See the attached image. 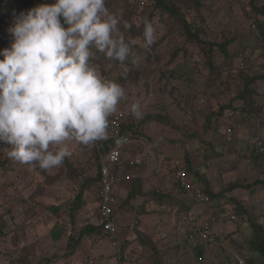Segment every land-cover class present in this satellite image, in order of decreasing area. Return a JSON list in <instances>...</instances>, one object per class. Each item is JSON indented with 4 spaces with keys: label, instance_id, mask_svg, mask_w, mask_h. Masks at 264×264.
Here are the masks:
<instances>
[{
    "label": "rangeland",
    "instance_id": "obj_1",
    "mask_svg": "<svg viewBox=\"0 0 264 264\" xmlns=\"http://www.w3.org/2000/svg\"><path fill=\"white\" fill-rule=\"evenodd\" d=\"M11 2L16 5L19 4L20 11L26 12L28 9L44 3L45 0H21V2L11 0ZM123 2V0H112V2L105 0V6L110 13L116 14L122 19L126 6ZM201 2L202 12L209 28V39L221 42L225 38H229L230 52L234 56L238 54L233 59V63L235 66H241L242 53L247 54L250 52V55L252 54L251 48L248 50L245 45L247 40L250 41V44L255 42L252 38L253 30L250 21L254 19L256 11L251 0H201ZM254 2L257 6L264 4V0H254ZM138 13L140 12L138 11ZM145 17V15L138 16L134 19L135 23L140 24L139 21L144 20ZM258 18L264 21V15L260 14ZM194 20L199 21L195 15ZM13 23L14 16L6 12H0V51L10 47L12 36L8 29ZM152 24L155 28V39L151 46L154 48L153 53L161 56V58L157 59L155 56L148 58L149 54L145 51L144 40L137 35L135 42L136 45L140 44V46L137 48V45L134 48L126 62L115 63L114 60L108 59L105 53L99 54L93 47L90 63L105 80L116 81L124 87L126 99H122L118 103L117 110L131 111V105L139 103L140 115L136 116L139 121L144 118L147 120L151 114L162 112L164 115L166 114V116L175 119L181 126L176 129L174 125L172 127L164 126L158 122H145L147 127L146 137H149L148 139L155 141V143L152 145L147 144L148 140L144 136L143 139L138 140L139 145L140 142L145 144L143 147L138 146L137 149H131L137 141L135 138H133L134 141L125 145V149L127 148L130 154L134 151L136 153L134 156H137L138 159L143 161L142 158H146V164L152 168L153 166L157 167L159 172L156 175L150 174L153 177L152 180H157V178L163 176L162 172L165 171L166 173L168 170V166L165 164L167 158L168 161L175 159L185 162L184 154H188L190 163L196 165L199 163L197 161L205 162L203 156L208 157L213 147L216 148L217 152H221L222 142L219 133L212 128L207 130L203 128L206 122L205 116L220 105H228L229 103L237 105L238 103L231 97L235 93V89L241 88L243 83L242 80L234 76L227 78L230 87L235 88L233 92L232 90H225L220 93L215 90V87H206L210 68L205 62L206 58L202 50L193 45L190 52L184 53V49L181 47L186 44V36L182 34L181 30L167 34V27L158 18H155ZM177 49H180L179 52H177ZM175 53L177 55H174ZM257 55H260L259 51L254 53L252 58ZM2 58L0 56V59ZM214 61L216 67L214 74L219 79L222 77L221 74L225 75L226 72L229 74L228 63H224L222 53L216 55ZM263 61L264 56H259L256 67L250 69V73L258 72L254 70L260 71ZM178 75H184L185 78H180ZM219 79L216 82H219ZM258 84L257 92L259 94L257 97L264 108V80H260ZM205 88H207L206 91ZM190 94H195L197 97L191 107L184 108L182 104L187 102L185 101L187 100L186 96ZM227 113L232 114V111L228 109ZM238 120H241L238 113L233 115L230 120L223 117L219 132L225 131L228 121ZM255 124L260 127V131L264 136V110L256 115ZM255 124L250 123V128L253 129ZM247 127L242 128V131H245ZM227 133L229 132L227 131ZM209 143L210 146H208ZM67 144L70 155L65 157L61 165L49 169H41L36 163H20L13 160L7 155L10 146L0 145V226L3 228V233H0V264H45L47 262V264H64V261L68 259L67 257H61L65 253L67 242H54L51 234L59 229L62 231L66 224L65 220L72 221L73 219V216L70 217V213H68V208L72 207L76 195V190L73 187V182H75L77 176L76 172L79 173V170L87 166V179L90 176L97 175L98 169L95 166L97 160H95L93 142L85 145L73 139L68 141ZM237 145L239 148L242 147V143ZM186 150H190L193 154L190 155ZM145 152L147 153L145 154ZM163 155L167 156L166 159ZM235 156L237 155L231 154L211 159L208 169L210 179L214 184H217L215 182L219 180L216 179V176H219L224 184L234 181L251 185L256 184L250 190L246 188L238 189L237 194L241 196L239 197L240 200L246 202L245 205L248 206L251 218L264 226V161L260 159L256 163L251 156L250 162L249 159L244 157L239 161L234 158ZM213 172L215 175H213ZM165 175L167 176V174ZM82 180L80 179V181ZM90 180L91 178L87 180L86 189L93 191L97 200V182L91 183ZM169 180L168 177H164L160 179L159 184L165 185L169 183ZM257 181L260 183H256ZM221 187L217 190H220ZM118 200V205L121 204L118 206L120 224L116 229V233H122L118 237L120 243L117 244L116 239L112 240L110 236L106 235L99 240L98 247L96 246L92 250L94 255L100 256L103 254L102 262L104 264H115L116 261L114 262L113 256L109 254L115 253L116 255L118 246L123 248L124 257L127 258L128 264H154V260L158 258L154 249H151L152 247L160 252L158 255L160 264L161 262L166 264L164 263L167 260L166 255L173 257L170 261L171 264H176V262L178 264H222L224 261L229 264H237L236 259L240 256L243 258L249 257L253 260L252 264L261 262V256L256 252L252 242H249L253 239L254 231L247 217L242 219L241 223L238 218L230 220L229 216L223 217V219L228 218V220L223 221L221 219L218 223L220 240H217L215 244L208 242L205 261L198 263L182 237L184 228L182 232L176 231V224L184 227L185 219H182L180 223L177 221V213L171 209V202L174 203V201H164L165 204L161 203L162 206H159L160 209L157 210L151 204V200L148 201V204L147 202L145 204L141 203V206L139 205L140 202L137 205L130 204L129 207L132 206L133 209L125 213L119 209H126V204H124L121 197ZM122 202L124 205H122ZM202 206L195 204L193 209L195 212L201 213ZM227 206L228 210L225 206L223 211L221 210L222 207L206 205V215L203 218L210 217L211 213L217 214L219 212H224V215L227 216L233 212L231 205ZM87 209L90 211L89 206H87ZM137 209L139 214L145 210L151 211V213H145L150 216L149 220H151L146 223L148 224V227H146L149 232L146 233L149 234L148 237L138 236L139 231H135V228L132 231L129 228L139 217ZM161 210L172 217L168 220L162 219L163 223H166L165 230L159 234L154 233V231L159 228L162 220L152 219L151 215L162 214ZM121 222H124L122 226ZM54 223L58 225L54 227ZM236 225L237 230L239 228L238 231ZM56 238L54 237V239ZM143 238L145 243L142 241ZM144 244L146 246H143ZM90 254L91 243H83L75 252V258L71 263L69 261L65 262H69L68 264H88L86 258ZM178 256L181 260L178 259Z\"/></svg>",
    "mask_w": 264,
    "mask_h": 264
},
{
    "label": "clouds",
    "instance_id": "obj_2",
    "mask_svg": "<svg viewBox=\"0 0 264 264\" xmlns=\"http://www.w3.org/2000/svg\"><path fill=\"white\" fill-rule=\"evenodd\" d=\"M120 23L105 0H53L14 16L10 47L0 51V143L10 146L9 158L49 169L70 155L68 141L87 145L106 136L126 91L90 58L94 47L127 60L135 41L120 34ZM143 39L145 47L154 42L151 21H144ZM131 112L140 115L139 103Z\"/></svg>",
    "mask_w": 264,
    "mask_h": 264
},
{
    "label": "trees",
    "instance_id": "obj_3",
    "mask_svg": "<svg viewBox=\"0 0 264 264\" xmlns=\"http://www.w3.org/2000/svg\"><path fill=\"white\" fill-rule=\"evenodd\" d=\"M18 2H21V0H15ZM125 6V13L122 17L121 23H120V34L122 36H125L126 39H132L135 41V37L139 35L142 40L143 39V29H144V21L148 20L153 22L155 18H158L159 21L164 24V26L167 27V34H171L174 31L181 30L182 34L186 36V44H184L181 48L184 49V53H188L191 50V47L193 45L198 46L202 53L205 56V62L210 68L209 77L206 81L205 86L209 87H215V90L219 91L220 93H223V91L227 90L230 91L233 88L230 87V84L227 80L228 77H236L239 80H242V86L241 88L235 89V93H233V96L231 99L235 100L238 104H228V105H220L217 109L211 110L210 113H208L205 116L206 122L203 125V128L207 130L208 128L214 129L217 133H219L220 141L222 142V150L221 152H217L216 148L213 147L212 151L207 156H203V163L200 165H194L190 163L188 159V154H184L185 159V168L189 172V174L192 176L191 184L193 189H200L207 197H209V200L211 201V207H222L221 210L224 211V207L227 205H231V209L235 213V216L240 220V223L243 221L242 219H245L247 217L250 221V226L252 227L254 231L253 239L249 242H252V245L255 247V250L259 255L261 256V262L259 264H264V226L261 223L256 222L251 218L248 212V206H246V202H243V200H240L237 193V190L240 188H246V189H252L254 185H251L249 183L244 182H229L228 184H223L222 180H220V185L217 187V184H214L209 179L208 175L204 170H208L210 167V160L213 158H219L224 157L225 155H231L236 154L234 158L237 160L241 158L249 159L250 162V156L253 158V161L259 162L260 159L264 161V152H258L255 147H253L250 144V138L252 136H261L264 137L260 131V127H258L256 122V115H259L263 110L262 103L259 102V99L257 95L259 94L257 85L259 86L260 80H264V61L262 63V69L254 70L258 72L250 73V69H254L257 64V59L259 56H264V21L261 20V18H258L260 14L264 15V4L262 6H257V4L254 2V0H251V3L254 7V10L256 11L254 19H251L250 26L253 30L252 38H254L253 43L250 44V41L247 40L246 46L248 47V50L252 51V54H245L242 53V59H243V66H235L233 63V59L236 57L230 52L229 49V43L230 39H224L221 42L211 41L209 39V28L207 24V20L205 18V15L202 12V2L201 0H123ZM47 3H52L53 0H45ZM44 2V3H45ZM112 2V0H110ZM19 4H14L11 2V0H0V12H6L11 16H15L16 14H19L21 11V7H18ZM27 6V5H26ZM138 11L140 13H138ZM145 15V19L142 21H139L140 24H136L135 20L138 16ZM194 15L198 17L199 21L194 20ZM63 22V20H62ZM125 25H128L129 27H125ZM249 26V27H250ZM165 37V36H164ZM161 41V40H160ZM159 41V42H160ZM157 42V44H159ZM263 46L261 49L260 46ZM138 45V47H137ZM135 44L132 46L131 53L134 51V48H139L140 44ZM151 47V48H150ZM177 49V52H179ZM146 53L148 52V58H153L154 56L159 59L161 56L155 55L153 53L154 48L152 46L146 47ZM259 51V56L252 58V55ZM99 54H104L103 52L97 51ZM176 52V53H177ZM174 55H177V54ZM219 53H222L224 55V63H228V71L224 74H221L222 77L219 79L216 74H214L215 67V61L214 58ZM115 63H121L119 61L114 60ZM126 62V61H124ZM237 67V69H235ZM180 78H185L184 75H178ZM219 79V82H216ZM236 85V84H235ZM234 85V86H235ZM207 88L204 90L206 91ZM197 96L195 94H190L186 96L185 101L183 102L182 106L186 108L187 106H192L194 100ZM264 102V100H263ZM231 110L232 114H228L227 110ZM239 114L241 117V120L238 121H228V126H231L235 128L236 130L239 129V125H243V127H247L250 125V123H254L255 126L253 129L250 130L249 133L241 134V136H236L235 139L229 140L226 136V133L223 131H220V126H222V118L226 117L228 120H230L233 115ZM114 114V112L108 117L111 118V116ZM158 122L161 123L164 126H172L176 129L181 126L179 123L171 118L170 116L164 115L162 112L154 113L147 118V120L140 119V121L136 118L135 115L132 114L131 111H128V114L124 117L122 122V128L120 130L119 135H125V134H131L132 137L136 138L137 140L143 139L144 136L146 137V130L147 127L145 125V122ZM174 125V126H173ZM185 133V131H184ZM149 138V137H148ZM147 137L146 139L147 144L152 145L155 143V141L149 140ZM118 139V136L114 134V132L111 130L110 125L108 123V127L106 129V136L102 139L96 140L94 143V155L95 160H97L95 166L98 169V174L95 176H90L86 179V167L76 172L77 176L75 177L76 180L74 183H77V190L76 195L74 197V203L71 205V212L70 217L73 216L72 221L70 222V229L68 233V239L65 246V253L61 255V257H70L75 254L76 251H78L79 246L83 245L84 240L87 239V236H90L91 234H104L107 235L106 232L103 231V226L101 225H94V224H88L84 225V223L80 222L79 217L76 214V210L84 205V199L83 195L88 185V179L91 178L90 182L94 183L97 182L98 188L97 191L100 189L101 184V174H100V166L102 160L107 155L109 149L111 146H113L114 143H116ZM242 143V147H238V143ZM2 143H0L1 145ZM4 146V144H2ZM211 144L209 143L208 146ZM190 155L193 153L190 152V150H186V152ZM218 155V156H217ZM247 155V156H246ZM164 159H166V155H163ZM217 156V157H215ZM128 155L124 152V159H127ZM206 158V160H205ZM168 159V158H167ZM166 159V160H167ZM240 161V160H239ZM252 161V162H253ZM147 160L146 158L141 162V165L145 166ZM139 166L140 170H142V166ZM203 166L204 168L200 167ZM159 172V170H158ZM171 174V175H170ZM169 175L173 179L172 187L170 190H163L161 187H155L149 192L146 193V195L152 194L154 197L159 198L161 201H164L165 198L170 197L172 192L175 191L177 194V197H181L179 201H177L176 204L173 205L172 210H175L179 215H177L178 219L180 217L182 219L189 218L192 215L193 207L196 204L194 197H190V194L188 193V190L183 188L180 184V181L176 178L175 172L170 170ZM194 176V177H193ZM80 179H83L80 181ZM86 179V180H85ZM84 182V183H82ZM142 182L143 178L137 177L134 180L131 181H124L122 182L123 185L131 187V191L128 195V197L124 200V204L130 203L131 200L135 199L138 195H141L142 193ZM87 183V184H86ZM256 183H260L257 181ZM225 186L224 188H222ZM75 188V186L73 185ZM219 187H221L220 190H217ZM34 205V204H33ZM144 206V205H143ZM211 212L210 210H208ZM117 212V209H116ZM217 215V214H216ZM251 219V220H250ZM228 220V219H226ZM242 220V221H241ZM225 221V219L223 220ZM223 223V222H222ZM177 226V225H176ZM237 230V225L235 226ZM184 228V229H183ZM183 229V232H182ZM239 230V228H238ZM237 230V231H238ZM139 231V230H138ZM176 231L182 232V237L184 241L187 243V248L193 252V257L198 263H201L205 261V257L207 254L208 244L212 243L215 244L217 240H220V236L217 234H214L213 241L211 242H200L198 244H194L190 239V225L185 223L184 227L176 228ZM235 231V230H234ZM0 233H3V228L0 226ZM138 236H140V233L138 232ZM142 239V238H141ZM143 243H145V240L143 238ZM154 244V242H152ZM181 245V244H180ZM143 246H146L145 244ZM149 247V246H147ZM119 253L122 257V261L120 260L119 264H123V260H125L124 257V251L122 250V247H119ZM150 248V247H149ZM151 249H154V252L157 255V260L160 264L159 260V251L156 250L154 247ZM180 252V251H179ZM93 256L92 254L88 255L86 258V262L88 263V257ZM161 256V254H160ZM180 256V255H179ZM178 256V259L180 260V257ZM167 260L164 261V263L169 264L173 257L166 255ZM241 257V256H240ZM243 258V257H242ZM100 261L102 260V257L97 258ZM245 259V263H240L238 258L236 259L237 264H252V259L243 258ZM49 260V259H46ZM155 262V263H156ZM45 263V262H44ZM48 263V262H47ZM45 263V264H47ZM89 264V263H88ZM163 264V262H161ZM171 264V263H170ZM173 264V263H172ZM176 264H178L176 262ZM222 264H229L227 262H223ZM231 264V263H230Z\"/></svg>",
    "mask_w": 264,
    "mask_h": 264
},
{
    "label": "built area",
    "instance_id": "obj_4",
    "mask_svg": "<svg viewBox=\"0 0 264 264\" xmlns=\"http://www.w3.org/2000/svg\"><path fill=\"white\" fill-rule=\"evenodd\" d=\"M66 26L67 25H65V27ZM262 45L260 46L261 49H263ZM240 65H244L243 61ZM127 114L128 111L116 110L111 118L108 119L110 128L114 134L118 136V139L116 140L117 142L111 146L100 166L101 184L97 193L99 218L98 221L95 222V225L103 226V231L113 240L116 239L117 229V194L115 188L121 182L136 179L139 177L141 171L139 166L142 161L138 159V157H127V159H124V152L128 154V149H125V145L134 141V137H132L131 134L119 135L123 119ZM228 125L229 124H226L225 131L223 132L226 133L229 140L236 138V136H241V134H245L243 132L244 130L242 131V128H244L242 124L241 126L239 125L238 130ZM227 131L229 133H227ZM250 144L255 147L258 152H264V137L252 136L250 138ZM165 164L168 166V170L175 172L176 178L180 181L181 186L188 190L190 197H194L197 206L211 204L209 197L200 189H193L191 184L193 178L185 168L184 161L175 159L170 161L165 160ZM74 186L75 189H77V186ZM226 207L228 210V206ZM70 210L71 207L68 208V211ZM204 210L205 208H202L201 213H197L193 210L190 219L184 218L185 223L190 225V239L194 244L213 241L214 234L219 235L220 232L218 223H220L223 217H226L224 212H219L217 215L211 213L209 215L210 217L203 218L204 215H206ZM76 214L84 225L94 223L92 222V214L86 206L78 208ZM228 216L230 219H236L235 213L233 212L228 214ZM238 260L240 263H245V259L242 257H238ZM88 263L103 264V262L98 260L95 256H89Z\"/></svg>",
    "mask_w": 264,
    "mask_h": 264
},
{
    "label": "crops",
    "instance_id": "obj_5",
    "mask_svg": "<svg viewBox=\"0 0 264 264\" xmlns=\"http://www.w3.org/2000/svg\"><path fill=\"white\" fill-rule=\"evenodd\" d=\"M249 54V53H248ZM250 130H251V128H250V126H248L247 128H246V130L244 131L245 133H249L250 132ZM138 146H144V144H141V142H140V145L139 144H134L132 147H131V149L132 150H134V149H137L138 148ZM142 149V148H141ZM139 150V149H138ZM147 152H145V154H146ZM128 155H136V153H134V151L130 154V152L128 151ZM170 158V157H169ZM143 160H144V158H142ZM197 162H199V163H197L196 165H200L202 162H200V161H197ZM147 163V162H146ZM142 166V170L140 171V177L141 178H143V182H142V193H141V195H138L135 199H133V200H131L130 201V203H128L127 202V204H126V209L125 208H122V209H119V210H123L125 213H127V211H129V210H132L133 208H132V206L131 207H129V205L130 204H135V205H137V203H139L140 202V206H141V203H146L147 202V204H148V201L149 200H151V204L153 205V207L155 208V210H157V209H160V207L159 206H162L161 205V203L164 205L165 203H163L164 201H166V200H168V201H174V203H172L171 202V204H172V207H173V205L174 204H176L177 203V201H179L180 199H181V197H177V194H176V192L175 191H171L172 192V194H171V196L170 197H167V198H165L164 199V201H161L159 198H156V197H154L152 194H149V195H146V193L147 192H149L150 190H152L153 188H155V187H161L163 190H170L171 189V187H172V183L174 182L173 181V179L171 178V174L169 175V172H170V170H167V172L165 173V171L164 172H162V174H163V176H161L160 178H157V180H152V178L153 177H151V175L150 174H153V175H156L157 173H158V170H157V167H155V166H153V168L152 167H150V165H148V164H145V166H143V165H141ZM200 167H202V168H204L203 166H200ZM205 172H206V174L209 176V179H210V174H208V171L209 170H204ZM214 173V172H213ZM165 174H167V176L165 175ZM213 175H215V173L213 174ZM164 177H168L170 180H169V183H166L165 185H161V184H159V181H160V179H163ZM216 179H220L219 178V176L217 177L216 176ZM211 180V179H210ZM211 182L212 183H214L212 180H211ZM215 183H217V185H220V180H217ZM224 184V183H223ZM115 191H116V194H117V206H116V209H117V212H116V216H117V227L119 226V224H120V219H119V213H118V206H120V205H118V203H119V197H121L122 199H123V202H124V200L128 197V195H129V193H130V191H131V187H129V186H125V185H123L122 184V182L120 183V184H118L117 186H116V188H115ZM97 193H98V191L96 192V195H97ZM142 199V201H141V199ZM83 199H84V205L85 206H89V209H90V211H91V214H92V222H97L98 221V218H99V213H98V198H97V200L95 199V193L93 192V191H91V190H89V189H86L85 190V192H84V195H83ZM175 200H177L176 202H175ZM123 202H122V205H124L123 204ZM139 206V207H140ZM172 207H171V209H172ZM202 208L204 209L205 208V212H206V206H202ZM147 212H150L151 213V211H143V212H141L140 214L138 213V209H137V214H138V218L136 219V222L135 223H138V224H135V223H133V224H131L130 226H129V228L133 231V229L135 228L136 230L135 231H138L139 230V233H140V236H143V237H148L149 236V234H146V233H149L147 230H148V228H146V227H148V224H146L147 222H149V221H151V220H149L150 219V216L148 215V214H145V213H147ZM161 212H162V210H161ZM177 213V212H176ZM177 215H179V213H177L176 214V217H178ZM142 218H141V217ZM152 216V219H156V220H168V219H171V217L172 216H170V215H168V214H165V213H163L162 212V214H159V213H156L155 215H151ZM153 216H155V217H153ZM166 217V218H165ZM170 217V218H169ZM163 220L160 222V224H159V228H157V229H155V231H154V233H163L164 232V230H165V224L163 223ZM177 221H179V223H180V221H182V218L180 217V219H178ZM71 221H69V220H65V227H64V229L61 231V229H59V230H57L56 232H53L52 234H51V238H52V240L54 241V242H59V241H62V242H67V239H68V231H69V229H70V223ZM124 224V222H121V226ZM54 225V227L55 226H57L58 224H53ZM177 226H180V224L178 225V224H176ZM132 226V227H131ZM124 231V230H123ZM122 233H116V240H117V244L118 243H120L119 241H118V237H120V235H121ZM131 234V233H130ZM108 235V234H107ZM58 236V237H57ZM104 236H106V235H104V234H91L90 236H87V239L86 240H84V244H88V243H91V254L93 255V256H95L96 258H99V257H102L103 258V254L102 255H94L93 254V252H92V250H94V248L97 246L98 247V244H99V240L100 239H102ZM109 236V235H108ZM54 237L56 238V239H54ZM94 237H95V239H94ZM152 237V236H151ZM96 238H97V240H96ZM94 239V240H93ZM113 240V239H112ZM93 241H95V242H93ZM119 250H120V248H119V246H118V252H117V254L115 255V253H111V254H109V255H111V256H113L112 257V259L114 260V262H115V264H119L120 263V260L122 259V257H121V255H120V253H119ZM127 251V250H126ZM115 255V256H114ZM68 259H66L65 261H69L70 263H71V261L75 258L74 257V255H72V256H70V257H67ZM181 260V259H180ZM64 261V264H68L67 262H65ZM122 261V260H121ZM155 262H156V260H154ZM154 262V264H159L158 262H156L155 263ZM104 264V263H103ZM123 264H128V262H127V258H125V260H123Z\"/></svg>",
    "mask_w": 264,
    "mask_h": 264
}]
</instances>
